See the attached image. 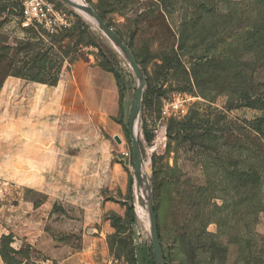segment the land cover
Segmentation results:
<instances>
[{
    "label": "rangeland",
    "instance_id": "1",
    "mask_svg": "<svg viewBox=\"0 0 264 264\" xmlns=\"http://www.w3.org/2000/svg\"><path fill=\"white\" fill-rule=\"evenodd\" d=\"M80 1L145 76L165 264H264V0ZM19 4L0 0V264H144L127 132L137 76L90 16L65 4L73 24L50 36L20 26ZM173 101L184 111L163 115Z\"/></svg>",
    "mask_w": 264,
    "mask_h": 264
},
{
    "label": "water",
    "instance_id": "2",
    "mask_svg": "<svg viewBox=\"0 0 264 264\" xmlns=\"http://www.w3.org/2000/svg\"><path fill=\"white\" fill-rule=\"evenodd\" d=\"M60 1L70 6L72 9H75L77 11L81 10L86 12L88 15H90L93 21L103 31V33L115 45H117L119 49L125 54L133 72L137 76L138 85L134 93L133 102L129 114L128 126H127V132L130 138L131 150H132L134 181L136 183V179H142V175L145 176V181H144L145 193L147 196V204H148V212H149V220H150L149 236H150V244H151L153 260H154V264H165L162 254L161 244H160V238L158 236L156 214H155L152 198L148 193V184H146L150 178L145 172V168L143 165L141 142L138 140V138L133 132L134 120L138 118L141 96L145 85L144 73L141 67L139 66V64L137 63L136 59L134 58L133 54L131 53L130 49L123 41V39L118 34H116L88 4L83 2H74L71 0H60ZM113 138L117 143L121 142V139L118 135H115Z\"/></svg>",
    "mask_w": 264,
    "mask_h": 264
},
{
    "label": "built area",
    "instance_id": "3",
    "mask_svg": "<svg viewBox=\"0 0 264 264\" xmlns=\"http://www.w3.org/2000/svg\"><path fill=\"white\" fill-rule=\"evenodd\" d=\"M18 17L22 28L39 27L48 35L65 31L73 24L71 9L65 4L60 5L56 0H20ZM179 111H184L183 105L173 101L164 106L162 114H177ZM122 153L130 155L127 149H122ZM108 264L113 263L109 261Z\"/></svg>",
    "mask_w": 264,
    "mask_h": 264
},
{
    "label": "trees",
    "instance_id": "4",
    "mask_svg": "<svg viewBox=\"0 0 264 264\" xmlns=\"http://www.w3.org/2000/svg\"><path fill=\"white\" fill-rule=\"evenodd\" d=\"M57 2L60 3L59 1H57ZM65 31H67V30H65ZM62 32H64V31H62ZM62 32H60V33H62ZM55 35H57V34H55ZM55 35H50V36H55ZM249 104H253V103L250 102ZM262 121H264V119H262V118H259L258 119V130H259L260 126H261L260 124H261ZM155 214H156V212H155ZM127 217H128V219H129L130 222H132V221L135 220V211H134L133 207H130L128 209V211H127ZM156 219H157V215H156ZM157 230H158V236L160 238V244H161V232H160V228H159L158 223H157ZM144 264H154L151 246L148 247V249H147V251L145 253V256H144Z\"/></svg>",
    "mask_w": 264,
    "mask_h": 264
},
{
    "label": "bare ground",
    "instance_id": "5",
    "mask_svg": "<svg viewBox=\"0 0 264 264\" xmlns=\"http://www.w3.org/2000/svg\"><path fill=\"white\" fill-rule=\"evenodd\" d=\"M71 1H74V2H81L80 0H71ZM81 11V10H80ZM82 13H84L85 15H87V16H90V15H88L86 12H84V11H81ZM91 17V16H90ZM92 18V17H91ZM133 132H134V134L136 135V137L138 138V140L140 141V130H139V120H138V118H136L135 120H134V124H133ZM144 181H145V176L144 175H142V179H136V184L142 189V191H143V194H144V197H145V201H146V203H147V196H146V193H145V183H144ZM142 202H143V200H138L137 201V207H140L141 206V204H142ZM147 209H148V204H147ZM148 214H149V212H148ZM150 221V220H149Z\"/></svg>",
    "mask_w": 264,
    "mask_h": 264
},
{
    "label": "crops",
    "instance_id": "6",
    "mask_svg": "<svg viewBox=\"0 0 264 264\" xmlns=\"http://www.w3.org/2000/svg\"><path fill=\"white\" fill-rule=\"evenodd\" d=\"M97 243H99V244L102 243V244H103V243H104V238H103L102 236L97 237ZM91 249H93V248H88L89 252L91 251ZM92 251H94V250H92ZM94 253L96 254V256L99 255L97 250L94 251ZM99 253H100L101 255H103V250H102V248H101V250L99 251ZM99 256H100V255H99Z\"/></svg>",
    "mask_w": 264,
    "mask_h": 264
}]
</instances>
